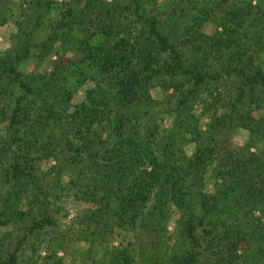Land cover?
Masks as SVG:
<instances>
[{
    "label": "trees",
    "instance_id": "trees-1",
    "mask_svg": "<svg viewBox=\"0 0 264 264\" xmlns=\"http://www.w3.org/2000/svg\"><path fill=\"white\" fill-rule=\"evenodd\" d=\"M82 2L83 9L78 6ZM76 3L62 14L61 24L70 31L82 30L77 49L81 53L73 63L94 74L87 102L70 107V91L62 85L63 101L38 107L35 90L18 71L29 53L0 59V110L4 118L11 110L8 121L0 122L8 123L0 127V264H38L31 258L19 262L31 240L39 252H46L40 264H63L57 254L64 238L55 231L53 217L57 197L46 181L53 180V173L45 168L46 160L57 162L62 155L66 159L63 156L58 164L82 175L90 172V160L96 163L100 157L103 184L84 185L85 196L100 206L93 227L117 228L134 240L108 264H153L139 259L136 239L142 230L157 232L155 225L168 210L180 214L183 225L172 240L179 237L191 245V251L173 252L175 264H264V149L249 157L229 150L214 170L213 189L205 191L203 178L216 155L205 143L200 123L184 113L201 87L226 77L237 81L229 120L242 108L234 124L248 130L253 140L264 136V123H256L245 112L264 101V69L258 64L264 53V11L233 12L243 21L228 26L223 40L203 31L214 14L209 8L192 17L191 23L178 19L170 34L156 11L150 10V17L142 13L146 5L142 7L139 0H127L116 17L94 9L89 0ZM99 34L104 44L92 47L88 41ZM211 70L221 72L213 78ZM14 85L24 95L10 94ZM155 89L173 90L177 102L168 96L165 104L160 103L153 97ZM164 105L165 114L174 119L165 133L155 126L161 115L156 111ZM141 109L143 115L137 113ZM30 192L35 194L28 201ZM14 239L16 252L12 259H4L3 251ZM199 254L206 256L200 259ZM161 262L168 264L156 260Z\"/></svg>",
    "mask_w": 264,
    "mask_h": 264
},
{
    "label": "rangeland",
    "instance_id": "rangeland-1",
    "mask_svg": "<svg viewBox=\"0 0 264 264\" xmlns=\"http://www.w3.org/2000/svg\"><path fill=\"white\" fill-rule=\"evenodd\" d=\"M89 1L94 9L108 10L113 13V17L122 13V10L127 6V0ZM139 1L142 7L146 5L144 10L142 8V13L150 17V10L156 11L159 19L166 27V32L170 34L173 33L178 19L191 23V18L198 16L200 11L208 10V8L212 9L214 14L203 27V31L212 38H222L223 40L228 26L232 27L236 25L237 21H243L240 16L235 18L233 12L248 11V13L253 14L259 10L264 11V0H229L226 3H223L225 0ZM76 5H78L76 0L0 1V59L8 58L6 55L12 58L23 53V51L29 53L28 58L19 65L18 71L24 75L28 84L35 90L38 107L44 106L45 102L48 105L47 108H50L59 99V101H63L65 98L61 96L62 92L59 90L62 85L70 91L68 97L70 107L79 106L81 103L88 101V93L94 87V74L84 68V65L73 63L76 60L75 56L81 53L77 49L79 43L83 40L80 34L82 30L74 29L70 31L69 27L65 28L61 24L62 14L70 8L76 7ZM83 5L82 2V5L78 6L83 9ZM129 14L133 18V12ZM79 16V18L83 17L81 13ZM257 17L258 15L254 16L255 19ZM83 21L88 26H94L86 20ZM245 21L246 19H244ZM248 24H252V22L249 21ZM245 26H247L246 22ZM91 30L93 31V29ZM242 30H238L241 37ZM88 43L92 47L100 46L104 44V37L99 34L91 38ZM210 43L212 44L213 41H210ZM68 63H72V65H70V68L64 69ZM258 64L264 69V53L261 54ZM217 72H221V70H211V75H215ZM213 78H217V76L215 75ZM223 79L215 80L214 84L201 87L199 93L184 111L186 115L191 113L196 121L200 123L201 131L205 133L204 141L212 147L216 155V161L209 165L203 178L205 191L213 189L216 182L214 170L218 166L219 158H227L229 150H240L249 157L250 155L260 154V151L262 152L264 149V136H258L253 140L248 130L234 124L238 123L235 119L239 118V112L242 108L235 110L233 120H229L231 103L236 99L234 90L237 87V81H230L226 77ZM9 91L10 94L12 93L15 96L24 95V91L17 85L11 86ZM172 95L173 90L165 93L163 90L155 89L153 92V97L162 104H165L168 96L176 103L177 99L173 98ZM163 107L156 111L161 115L158 119L156 118L157 123L155 126L163 128L165 133L171 127L174 119L173 116L165 114L166 106ZM10 111L7 109L6 118H4L0 110V122L3 120L8 121ZM144 111L145 109H141L137 113L143 115ZM245 112L256 123H264V101L251 108L246 107ZM221 119H224V122ZM215 123L226 124H218L220 126L218 127L215 126ZM7 124L0 123V127L6 128ZM64 144L63 141L61 148ZM246 148L249 149V152H246ZM186 150L190 152V147H186ZM63 156L65 155L60 156L57 162L54 159H49L45 163V168L51 169L53 173L51 176L53 180H46L48 189L53 196L57 197L53 206L55 231L60 238H64L61 250H57V257L63 260V264H108L123 254L128 242L134 240L131 236L120 234L117 228L110 230L102 226L93 227L92 219L99 215L100 206L96 199L90 198L88 194V197L85 196L88 191L84 185L85 182L89 186L103 184L101 177H103L105 170L98 165L100 157L97 158L96 163L90 160V172L82 175L74 170L66 169L62 164H58ZM62 167L63 170L60 171ZM96 174H100V176H96ZM75 181L77 186H74ZM81 190L84 196H80ZM34 194L33 192L28 193L25 199L30 201ZM100 195L102 196V194ZM168 211L169 213L165 215L161 223L155 225L157 232L147 233L146 230L139 232L136 239L137 253L140 254L139 259L151 261L152 263L155 261L153 264H157L156 260L158 261V259L164 261V263L175 264L172 261L175 260L177 255H174L173 252L178 250L191 251L188 240H185L184 243L179 241V237L172 240L174 231L179 227L178 233H180L183 230V225L180 214L174 210ZM16 235L21 236L22 233ZM201 238H203L202 235ZM9 244L3 251L2 256L4 259H12L16 252L17 243L15 239L10 241ZM37 245L33 240L27 242L19 262L31 258V263H42L46 252H42V250L39 252ZM199 255L201 259L202 254ZM205 256L202 255L203 258ZM158 264H162V262Z\"/></svg>",
    "mask_w": 264,
    "mask_h": 264
}]
</instances>
